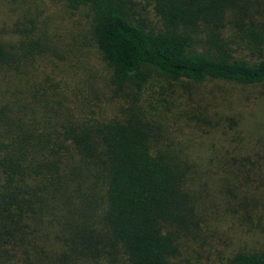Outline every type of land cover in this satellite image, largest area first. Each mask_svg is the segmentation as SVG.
<instances>
[{
  "label": "trees",
  "instance_id": "16d2710c",
  "mask_svg": "<svg viewBox=\"0 0 264 264\" xmlns=\"http://www.w3.org/2000/svg\"><path fill=\"white\" fill-rule=\"evenodd\" d=\"M32 1L0 0L15 15L0 25V264H177L178 230L198 234L201 206L187 193L183 163L154 149L135 102L152 75L187 89L264 87V59H234L205 26L251 5L55 0L70 23L64 46H50ZM239 29L260 54L264 32ZM218 264H264V246Z\"/></svg>",
  "mask_w": 264,
  "mask_h": 264
},
{
  "label": "rangeland",
  "instance_id": "374dc122",
  "mask_svg": "<svg viewBox=\"0 0 264 264\" xmlns=\"http://www.w3.org/2000/svg\"><path fill=\"white\" fill-rule=\"evenodd\" d=\"M248 1L240 6H251L231 10L218 26H205L220 35L234 59L251 63L264 59V46L260 54L255 53L239 25L252 24L264 32V0ZM57 4L55 0L31 3L39 9V18L47 22L41 29L50 46H64L65 22L70 23ZM7 11L0 6V25L15 17L7 16ZM135 11L147 23L155 24L150 9L146 14L138 7ZM184 84L181 87L152 75L135 104L155 132L154 149L183 163L187 193L201 206L193 213L198 234L191 238L184 229L178 230L177 264H218L236 252H255L264 246V87L210 82L187 89L189 84ZM56 91L67 93L62 87ZM189 96L193 105L182 104ZM124 101L132 103L131 95H124ZM195 117L204 121L197 123ZM219 118L228 127L221 128Z\"/></svg>",
  "mask_w": 264,
  "mask_h": 264
}]
</instances>
